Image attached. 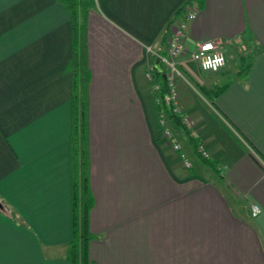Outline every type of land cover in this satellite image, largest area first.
I'll list each match as a JSON object with an SVG mask.
<instances>
[{"label":"crops","instance_id":"obj_1","mask_svg":"<svg viewBox=\"0 0 264 264\" xmlns=\"http://www.w3.org/2000/svg\"><path fill=\"white\" fill-rule=\"evenodd\" d=\"M90 1L75 56L58 0H0V264H70L73 61L88 75L93 264H264V0ZM190 2L175 89L215 165L167 120L187 169L146 74ZM213 40L229 43L227 63L207 73L191 53ZM191 81L226 89L211 101Z\"/></svg>","mask_w":264,"mask_h":264},{"label":"trees","instance_id":"obj_2","mask_svg":"<svg viewBox=\"0 0 264 264\" xmlns=\"http://www.w3.org/2000/svg\"><path fill=\"white\" fill-rule=\"evenodd\" d=\"M69 11L72 19L73 45L75 47V56L77 50L81 48L83 39L82 20L86 18L88 11L92 8L90 0H58ZM193 2L187 4L184 10L191 6ZM81 27V28H80ZM77 61H73L69 67L74 74V84L72 93V136L71 143L75 157L79 162L76 176L73 182V222L72 238L67 247L66 259L70 264H93L90 256V244L96 239L91 232L90 214L95 200L89 185L88 174V75L78 70ZM164 68V67H163ZM246 72L244 69L243 73ZM155 82L160 86L156 97L161 104L160 113L176 128H181L187 136L196 156L205 164L214 167V164L203 157L199 152L197 140L191 135L181 116L174 112V107L170 101L171 89L169 88L166 75H163L155 69ZM226 87L221 89L206 90L201 87L200 92L211 101H215L223 94ZM76 158V159H77Z\"/></svg>","mask_w":264,"mask_h":264},{"label":"built area","instance_id":"obj_3","mask_svg":"<svg viewBox=\"0 0 264 264\" xmlns=\"http://www.w3.org/2000/svg\"><path fill=\"white\" fill-rule=\"evenodd\" d=\"M197 17V10L193 9L191 6L185 9V18L184 20L175 21L172 28V35L168 38L167 41V51L166 55H158L161 60L162 65L165 68V75L171 89L170 93V101L173 104L174 112L176 114H180V109L178 106V95L175 89V84L179 79H185V75L181 71L179 67L178 59L186 52L185 46V33L187 30L188 23L195 20ZM229 43L227 41L222 40H213V41H205L198 43L196 49L191 53V59L194 61L203 72L216 73L219 72L226 66L227 59L225 55L226 46ZM155 67L154 65H150L146 77L151 84L154 93L156 94L160 86L155 82ZM158 101V99H157ZM159 103V101H158ZM183 122L185 125L191 128V124L188 119L184 118ZM161 123L162 125H166L165 117L161 114ZM194 135V133L192 134ZM165 136L167 138L168 144L174 151H180L181 146L179 142L176 140L175 136L166 129ZM199 152L203 157L208 158L209 155L205 151L204 146H199ZM184 161V167L189 169L191 168V163L187 160V156L185 154L181 155ZM261 209L257 204H253L251 207V215L253 218L258 217ZM255 213V215H254Z\"/></svg>","mask_w":264,"mask_h":264},{"label":"rangeland","instance_id":"obj_4","mask_svg":"<svg viewBox=\"0 0 264 264\" xmlns=\"http://www.w3.org/2000/svg\"><path fill=\"white\" fill-rule=\"evenodd\" d=\"M245 66V65H244ZM195 88L196 87H198L194 82H190ZM199 88V87H198ZM200 89V88H199ZM194 95H195V97H196V99L198 100V98H197V96H196V94L194 93ZM199 101V100H198ZM201 102H202V100H201ZM180 116V115H179ZM165 120H166V125H162V127L163 128H165V130L166 129H168L174 136L176 135L175 133H174V129L171 127V126H168V124H167V119L165 118ZM176 130L178 131V133H180V135L182 136V138L184 139V140H182L184 143H185V145L187 146V145H189L188 143H190V142H188L187 143V141H189L188 140V138H187V136L184 134V132L181 130V128H176ZM175 138H176V140L179 142V144H180V146H181V144L182 143H180V141L177 139V137L175 136ZM184 146V145H183ZM188 147V146H187ZM173 150V149H172ZM174 151V150H173ZM175 153H177V155H178V157H181V155L182 154H187L186 156H187V160H189V162L191 163V165H193V163H194V160L195 159H191L190 157H189V154H188V151L187 150H185V146H184V149L182 148V146H181V150L180 151H174ZM185 152H187V153H185ZM182 158V157H181ZM197 158V161L199 160V161H201V159L199 158V157H196ZM183 160V159H182ZM196 161V163L197 164H199L198 162ZM208 165V164H207ZM214 165H215V163H214ZM184 166V165H183Z\"/></svg>","mask_w":264,"mask_h":264},{"label":"water","instance_id":"obj_5","mask_svg":"<svg viewBox=\"0 0 264 264\" xmlns=\"http://www.w3.org/2000/svg\"><path fill=\"white\" fill-rule=\"evenodd\" d=\"M154 67L156 68L157 71H159L160 73H162L163 75H165V70L162 67V63L159 57H157L154 61Z\"/></svg>","mask_w":264,"mask_h":264},{"label":"clouds","instance_id":"obj_6","mask_svg":"<svg viewBox=\"0 0 264 264\" xmlns=\"http://www.w3.org/2000/svg\"><path fill=\"white\" fill-rule=\"evenodd\" d=\"M254 215H255V213H254Z\"/></svg>","mask_w":264,"mask_h":264}]
</instances>
